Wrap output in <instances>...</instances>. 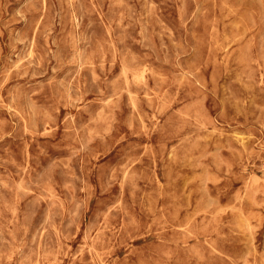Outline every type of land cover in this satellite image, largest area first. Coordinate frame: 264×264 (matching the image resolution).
<instances>
[{
  "label": "rangeland",
  "instance_id": "374dc122",
  "mask_svg": "<svg viewBox=\"0 0 264 264\" xmlns=\"http://www.w3.org/2000/svg\"><path fill=\"white\" fill-rule=\"evenodd\" d=\"M0 264H264V0H0Z\"/></svg>",
  "mask_w": 264,
  "mask_h": 264
},
{
  "label": "bare ground",
  "instance_id": "6f19581e",
  "mask_svg": "<svg viewBox=\"0 0 264 264\" xmlns=\"http://www.w3.org/2000/svg\"><path fill=\"white\" fill-rule=\"evenodd\" d=\"M26 129V128H25Z\"/></svg>",
  "mask_w": 264,
  "mask_h": 264
}]
</instances>
